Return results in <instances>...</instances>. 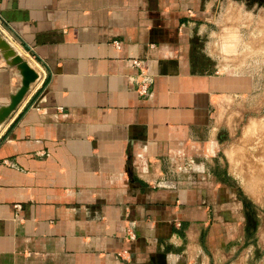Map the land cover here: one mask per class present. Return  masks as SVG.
<instances>
[{"label": "crops", "instance_id": "crops-1", "mask_svg": "<svg viewBox=\"0 0 264 264\" xmlns=\"http://www.w3.org/2000/svg\"><path fill=\"white\" fill-rule=\"evenodd\" d=\"M215 2L0 0L37 72L0 122V264H264V222L214 171L247 111L199 63ZM19 83L3 61L0 105Z\"/></svg>", "mask_w": 264, "mask_h": 264}, {"label": "rangeland", "instance_id": "rangeland-1", "mask_svg": "<svg viewBox=\"0 0 264 264\" xmlns=\"http://www.w3.org/2000/svg\"><path fill=\"white\" fill-rule=\"evenodd\" d=\"M208 11L215 23L208 31H201L195 43L202 49L198 53L199 63L204 69L210 66V74H222L230 80H241L240 87L247 110L237 134L223 146V155L220 152L223 162L216 163L214 171L219 173L218 181L231 183L237 196L241 197L243 203L240 212L251 221L264 222V0H218ZM228 14L235 20L240 17V22L244 23L222 25V18L229 17ZM12 44L17 45L0 33V47L7 49L5 52L1 48L3 52L10 50L19 54L15 49L17 47ZM20 51L22 54L19 55L24 58L26 55L22 49ZM30 63L34 65L32 61ZM32 85H29L27 91ZM255 229L246 228L247 245L248 237L254 235ZM263 256L264 248L258 251L257 257Z\"/></svg>", "mask_w": 264, "mask_h": 264}, {"label": "water", "instance_id": "water-1", "mask_svg": "<svg viewBox=\"0 0 264 264\" xmlns=\"http://www.w3.org/2000/svg\"><path fill=\"white\" fill-rule=\"evenodd\" d=\"M0 53L5 62L16 66L20 75V83L15 92L10 95L9 101L6 104L0 105V122H2L21 102L29 85L37 78V72L19 54L12 53L9 50L7 53H4L1 47Z\"/></svg>", "mask_w": 264, "mask_h": 264}, {"label": "built area", "instance_id": "built-area-1", "mask_svg": "<svg viewBox=\"0 0 264 264\" xmlns=\"http://www.w3.org/2000/svg\"><path fill=\"white\" fill-rule=\"evenodd\" d=\"M114 44L117 45V46H119V42L116 41V40L114 41ZM132 62H133V65H135V66H138V64H139V62L137 60H133ZM1 64H3V59H2L1 53H0V65ZM140 84H141V89L139 91L141 93H144L146 91V89H147L146 88V83H145V81H142V82H140ZM34 107H35V109H38L39 106L35 105ZM14 207L17 208V209H19L20 208V205L19 204H14Z\"/></svg>", "mask_w": 264, "mask_h": 264}, {"label": "bare ground", "instance_id": "bare-ground-1", "mask_svg": "<svg viewBox=\"0 0 264 264\" xmlns=\"http://www.w3.org/2000/svg\"><path fill=\"white\" fill-rule=\"evenodd\" d=\"M2 46V45H1ZM12 46V45H11ZM14 47H17V48H15V49H17L16 51H17V53H19L20 55H21V51H20V49L18 48V46H16V45H13ZM12 46V48L14 49V47ZM6 47H7V45H6ZM6 47H4V48H6ZM2 49H3V46L1 47ZM8 48V47H7ZM11 48V50L12 51H14L13 49ZM3 50H5V49H3ZM7 50V49H6ZM6 50H5V52H6ZM10 51V50H9ZM13 53V52H12ZM15 53V52H14ZM257 121V120H256ZM255 141V140H254ZM262 141V140H261ZM251 158V157H250ZM263 159V158H262ZM250 161V160H249ZM250 164V163H249ZM258 168V167H257ZM252 170V169H251Z\"/></svg>", "mask_w": 264, "mask_h": 264}]
</instances>
